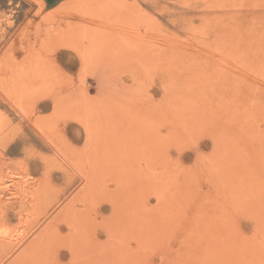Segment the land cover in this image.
<instances>
[{"label": "rangeland", "instance_id": "rangeland-1", "mask_svg": "<svg viewBox=\"0 0 264 264\" xmlns=\"http://www.w3.org/2000/svg\"><path fill=\"white\" fill-rule=\"evenodd\" d=\"M105 2L0 0L9 261L264 264V0Z\"/></svg>", "mask_w": 264, "mask_h": 264}, {"label": "bare ground", "instance_id": "bare-ground-1", "mask_svg": "<svg viewBox=\"0 0 264 264\" xmlns=\"http://www.w3.org/2000/svg\"><path fill=\"white\" fill-rule=\"evenodd\" d=\"M26 1H29V2H32V3H34L35 5H37V6H39L42 10H45V4L43 3V1L42 0H26ZM105 1H107V0H105ZM104 0H73V1H71V2H63L62 3V5H59V7H57V8H55V9H53V10H51V13H49V14H51V15H49V17H46L45 19H43L44 20V22H45V20H46V22H47V20H50V19H55V17L57 18V16L59 17V15H60V17L62 16L61 14L63 13V14H65V9H68V7H76V6H79L80 4H86V5H90L91 7H97V6H104L103 4H105V3H107V2H105ZM109 1V0H108ZM83 7V6H82ZM73 9V8H72ZM84 9V8H83ZM70 13H71V11H70ZM85 16V15H84ZM79 17V16H78ZM44 18V17H43ZM57 22H58V20H56ZM51 22V21H50ZM25 83H23V84H18V83H16V82H14V80H8V79H4V81H1L0 80V96L6 101V102H9V103H14L15 102V99H16V97H18L17 96V90L19 89V88H22V90H23V85H24ZM28 92V91H27ZM8 129H9V126H8V122H7V118H6V116H5V112L2 110V109H0V136L2 135V137L1 138H4V136H5V134H6V132L8 131ZM38 130V129H37ZM60 150H61V148H60ZM71 164V163H70ZM75 167H76V165H75ZM77 169V168H76ZM79 174V173H78ZM98 174V173H97ZM82 177V176H81ZM18 182V181H17ZM21 182V181H20ZM80 188V187H79ZM36 195V194H35ZM32 196V195H31ZM37 196V195H36ZM35 197V196H34ZM40 200V199H39ZM37 202V201H36ZM37 204V203H36ZM64 205V204H63ZM69 211V210H68ZM70 212V211H69ZM30 213V212H29ZM32 213V212H31ZM3 216V215H2ZM39 216V215H38ZM4 217V216H3ZM2 217V218H3ZM6 217V216H5ZM5 217H4V219H5ZM80 217V216H79ZM1 218V219H2ZM43 218V217H42ZM33 219H34V217H33ZM70 219V218H69ZM75 219V218H74ZM59 220H60V218H59ZM64 220V219H63ZM68 220V219H67ZM5 222H0V264H18L20 261H19V259H20V257H21V254H19V255H16V257L15 258H13V260H11V261H9V259L11 258L10 256H12L11 254L15 251H17L18 249L17 248H19V243H20V241H21V239H22V236H20V232H18V231H16L15 232V230H12V229H10L9 227H7L6 226V220H4ZM30 221V220H29ZM32 221V220H31ZM50 221V220H49ZM52 221V220H51ZM56 221H57V219H56ZM61 221H62V219H61ZM46 222V221H45ZM47 223H49V222H47ZM70 223V222H69ZM9 224V223H8ZM20 224H21V222H20ZM32 225V224H31ZM48 225V224H47ZM214 225V224H213ZM28 226V225H27ZM52 226H53V224H52ZM51 226V227H52ZM57 227V226H56ZM217 227V226H216ZM87 228V227H86ZM54 229V228H53ZM198 229V228H197ZM211 229V228H210ZM25 230V229H24ZM50 230H52V229H50ZM57 230V229H56ZM55 230V231H56ZM21 231V230H20ZM44 231V230H43ZM212 231V230H211ZM211 231L209 232V231H207V232H204V233H211ZM24 232V231H23ZM26 232V231H25ZM192 232H193V230H192ZM214 232V231H213ZM212 232V233H213ZM43 233V232H42ZM42 233H40L41 235H42ZM49 233H51V232H49ZM94 233H95V231H94ZM197 233H199V232H197ZM204 233H202L201 235L203 236V234ZM209 233H208V235H209ZM212 233H211V237H212ZM44 234V233H43ZM53 234V233H52ZM196 234V233H195ZM22 235V234H21ZM67 235V234H66ZM188 235H190V234H188ZM187 235V236H188ZM191 235L193 236L194 235V233L192 234L191 233ZM191 235H190V237H191ZM200 235V233L198 234V235H196V236H199ZM214 235V234H213ZM217 235H218V233H217ZM45 236H47V234L45 235ZM50 236V235H49ZM83 236V235H82ZM207 236V235H206ZM205 236V237H206ZM57 237H58V235H57ZM67 237H68V235H67ZM66 237V238H67ZM88 237V236H87ZM204 236H203V238H201V236H199V237H197L198 239H200V240H202V239H204L205 238ZM215 237H217V236H215ZM52 238V237H51ZM194 238V237H193ZM197 238H196V242L198 243V240H197ZM209 238V237H208ZM213 238V237H212ZM58 239V241H59V238H57ZM91 239H92V237H91ZM188 239V238H187ZM190 239H192V237L190 238ZM30 240V239H29ZM50 240V239H49ZM96 240V239H95ZM194 241V245H195V238L193 239ZM205 240V239H204ZM45 241V240H44ZM44 241H43V244H45L44 243ZM57 241V242H58ZM67 241H68V239H67ZM75 241V240H74ZM79 241V240H78ZM81 241V240H80ZM89 241V240H88ZM206 241V240H205ZM205 241H201V242H205ZM64 242V241H63ZM76 242V241H75ZM23 244H24V242H22ZM54 243V242H53ZM62 243V242H61ZM65 243V242H64ZM191 243V242H190ZM189 243V244H190ZM210 243V242H209ZM81 244V243H80ZM22 244H20V247H23V246H21ZM45 245H47V244H45ZM45 245H42L41 247H43L44 246V249H45ZM76 245V244H75ZM210 245V244H209ZM27 246V245H26ZM50 246H51V243H50ZM65 246L69 249V248H71L70 246H68L67 245V243L65 244ZM80 246V245H79ZM240 246V245H239ZM238 246V247H239ZM28 247V246H27ZM30 247V246H29ZM39 247V246H38ZM37 247V248H38ZM41 247H40V249H41ZM81 247V246H80ZM215 247H217L216 245H215ZM237 247V248H238ZM25 247H23L22 249H24ZM31 248V247H30ZM46 248H48L49 249V247L47 246ZM53 248V247H52ZM52 248H50V249H52ZM56 248V247H55ZM207 248V247H206ZM240 248H242V247H240ZM17 249V250H16ZM21 249V248H20ZM39 249V248H38ZM50 249H49V252H50ZM64 249V248H63ZM67 249V250H68ZM198 249V248H197ZM208 249V248H207ZM239 249V248H238ZM35 250V249H34ZM37 250V249H36ZM46 250V249H45ZM60 250V249H59ZM205 250V249H204ZM215 249H213V251H214ZM241 250V249H240ZM21 251V250H20ZM25 251H27L26 250V248L24 249V252ZM30 251V250H29ZM69 251V255H72L71 254V252H70V250H68ZM208 251V250H207ZM31 252V254L33 253L32 252V250L30 251ZM46 252H48V251H46ZM52 252H53V250H52ZM18 253V252H17ZM106 253V252H105ZM233 253H234V251H233ZM232 253V254H233ZM239 252H237V254H238ZM31 254H30V256H29V254H28V257L27 258H31ZM33 254H35V252L33 253ZM49 254H51V253H49ZM56 254H57V252H56ZM101 254V253H100ZM208 253H206L204 256H205V258H206V256H208L207 255ZM231 254V253H230ZM26 255V254H25ZM38 255V254H37ZM40 255V254H39ZM80 253H79V257H80ZM84 255V254H83ZM234 255V254H233ZM24 256V255H23ZM23 256H22V260H23ZM45 256V255H44ZM52 256V255H51ZM57 256V255H56ZM94 256V255H93ZM235 256V255H234ZM34 258V263L36 264V260H35V257L36 256H33ZM71 257V256H70ZM237 257L238 256H236L235 257V259H237ZM239 257H240V253H239ZM241 257H242V253H241ZM25 258V257H24ZM27 258L25 259V261L27 260ZM42 258H43V255H42V257H41V260H42ZM51 258V257H50ZM84 258V257H83ZM86 258V257H85ZM210 258V257H209ZM20 259V260H21ZM47 259V258H46ZM46 259L44 260V262L46 261ZM31 260V259H30ZM50 260V259H49ZM52 260V259H51ZM70 260V259H69ZM81 260V259H80ZM207 260H208V258H207ZM239 260H240V258H239ZM48 261V260H47ZM53 262V261H52ZM59 262V261H58ZM202 262V261H201ZM25 263V262H24ZM33 263V264H34ZM39 263V262H38ZM204 263V262H203ZM21 264H22V262H21ZM26 264V263H25ZM40 264V263H39ZM45 264H48L47 262L45 263ZM61 264V263H60Z\"/></svg>", "mask_w": 264, "mask_h": 264}, {"label": "crops", "instance_id": "crops-1", "mask_svg": "<svg viewBox=\"0 0 264 264\" xmlns=\"http://www.w3.org/2000/svg\"><path fill=\"white\" fill-rule=\"evenodd\" d=\"M42 1L47 9L52 10L59 7V5H62V3L67 0H42Z\"/></svg>", "mask_w": 264, "mask_h": 264}]
</instances>
